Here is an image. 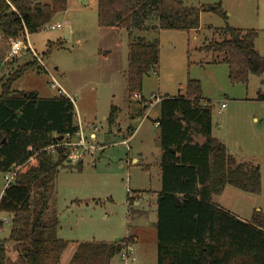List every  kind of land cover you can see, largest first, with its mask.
Returning a JSON list of instances; mask_svg holds the SVG:
<instances>
[{"label":"trees","instance_id":"1","mask_svg":"<svg viewBox=\"0 0 264 264\" xmlns=\"http://www.w3.org/2000/svg\"><path fill=\"white\" fill-rule=\"evenodd\" d=\"M66 3L0 0L1 38L9 42L37 33L66 10ZM204 10L226 19L220 3L205 9L203 5L187 7L180 0H97V26L122 29L130 38L126 58L129 97L140 95L143 78L160 62L158 38L149 42L131 38L133 33L188 34L199 30ZM215 33L219 39L203 43L198 52L220 55L213 63L227 66L231 84H247L250 76L264 77V58L254 47L255 30L225 26ZM60 45L47 43L44 56ZM37 65L33 60L0 82V173L10 175L0 197V213L10 217L8 238L0 242V264H59L70 245L55 237L57 218L45 219V215L56 171L67 163L68 151L59 144L74 136L78 125L70 98L57 94L40 98L34 92L13 90L14 83ZM159 108L157 264H264V216L255 213L251 221L243 222L212 201L226 186L259 194V167L237 162L212 137L211 109L203 103L199 81L187 79L183 96L165 97ZM146 110L143 107L139 116ZM117 114V108L111 107L106 119L110 126ZM133 203L128 196V207ZM133 241L129 236L118 242H76L68 264H110ZM9 250L16 259L10 260Z\"/></svg>","mask_w":264,"mask_h":264},{"label":"rangeland","instance_id":"2","mask_svg":"<svg viewBox=\"0 0 264 264\" xmlns=\"http://www.w3.org/2000/svg\"><path fill=\"white\" fill-rule=\"evenodd\" d=\"M180 1L187 7L203 5L205 9L220 3L226 19L204 10L198 35L134 32L131 38L159 41L160 62L143 78L142 100L129 97L126 89L130 38L122 29L111 32L97 26L96 0H67L66 10L50 24L16 39H25L17 55L9 54L11 41L7 43L0 37V82L36 60L38 65L27 70L14 83L13 90L49 98L56 95V90L49 87L53 79L73 103L75 124L95 126V142L102 148L83 161L59 167L51 184L45 219L57 218L55 237L70 242L59 264L69 263L76 242H114L127 236L136 238L132 244L134 261L125 263L116 255L110 264H157L156 200L150 190L159 188V183L156 170L144 166L154 167L159 159V130L154 124L160 113L158 103L165 97L183 96L187 79L201 83L203 103L211 109L212 137L223 143L238 162L250 163L260 170L259 194L227 186L213 198L214 202L243 222L251 221L255 213L264 216V100H259L264 97V77L250 76L247 84H231L227 66L213 63L220 55L197 51L203 43L219 39L216 29L229 26L255 30V49L264 58V0ZM56 25L61 29H48ZM57 42L61 47L45 57L46 44ZM224 100L226 108L219 114ZM111 107L118 110L113 126L106 121ZM143 107L150 109L144 119L139 116ZM5 179L10 180V175L0 173V197ZM128 196L140 204L128 207ZM5 220L10 217L0 213V222ZM2 228L0 241H5L9 225L3 224ZM9 251L10 260L16 259Z\"/></svg>","mask_w":264,"mask_h":264},{"label":"built area","instance_id":"3","mask_svg":"<svg viewBox=\"0 0 264 264\" xmlns=\"http://www.w3.org/2000/svg\"><path fill=\"white\" fill-rule=\"evenodd\" d=\"M48 29L51 31L59 30L61 29V26H51ZM24 42L21 40H15L11 41L10 44V55H17L18 52L23 47ZM25 45V44H24ZM29 49V48H28ZM50 89L56 90L57 95H63V92L57 88L56 83L54 80H51V83L49 85ZM133 99L141 100L140 95H133ZM226 108V103L222 102L220 104V108L218 110V113L221 114L222 111ZM157 126V124H156ZM96 131L95 126L91 125H81L78 124V131L75 133L72 137H67L66 141L63 143H60L59 146L67 149V162L68 163H78L80 161L84 160V157L92 156L94 155L98 150L102 149L99 147V145L95 142V135L94 132ZM90 132V135L87 137L86 133ZM123 145H126V142H122ZM6 180V185L9 183V179ZM129 194V193H128ZM10 220H5L4 222L1 221V225L7 224L9 225ZM133 247L132 246H126L124 250H122L119 254L121 261L128 262V261H134L133 258Z\"/></svg>","mask_w":264,"mask_h":264},{"label":"crops","instance_id":"4","mask_svg":"<svg viewBox=\"0 0 264 264\" xmlns=\"http://www.w3.org/2000/svg\"><path fill=\"white\" fill-rule=\"evenodd\" d=\"M96 2H97V0H96ZM182 2V1H181ZM87 2H85V4H86ZM109 31H111V32H117L119 29H108ZM200 31H201V26H200V28H199V30H197V31H191V32H189V35L191 34V33H195V34H199L200 33ZM161 33V32H160ZM1 37V36H0ZM8 43V42H7ZM254 47H255V44H254ZM256 50V49H255ZM197 51H198V49H197ZM142 84H143V82H142ZM224 102L226 103V101L224 100ZM158 105H159V103H158ZM149 108H147V110L145 111V113L143 114V119L144 118H146L148 115H149ZM159 119V116L155 119L156 121ZM156 121H155V126H156ZM157 127V126H156ZM118 128V127H117ZM113 130H119V129H116V128H114L113 127ZM135 133H136V131L135 132H132L131 134H130V136L129 137H127V139L125 140V141H123V142H126V144H127V142L135 135ZM226 150H227V148H226ZM227 153L230 155V156H232L229 152H228V150H227ZM233 157V156H232ZM158 158H160V153L158 154ZM234 158V157H233ZM235 159V158H234ZM237 162H238V160H236ZM134 163H136V161H134ZM159 159H158V162L155 164V166L154 167H152V165H145L144 167H145V169H148V170H150L151 171V169H155L156 170V175H157V177H158V183H159V188H156V189H154V190H150V192H152V194H151V196H152V198H153V200H156V194L158 193V192H160V190H161V182H160V174H159ZM227 187V186H226ZM225 187V188H226ZM136 192H142V191H136ZM224 192V191H223ZM222 192V193H223ZM154 197H155V199H154ZM215 197H217V196H215ZM215 197H213V198H215ZM212 201H213V203L214 204H216L217 205V203H215L214 202V200L212 199ZM140 203L139 202H135L134 203V205L135 206H138ZM3 226V225H2ZM2 226L0 227V232L2 233V230H3V228H2ZM127 237H129V236H127ZM135 239L136 238H134V242L136 243V241H135ZM1 242V241H0ZM135 245V244H134ZM133 245V246H134Z\"/></svg>","mask_w":264,"mask_h":264},{"label":"water","instance_id":"5","mask_svg":"<svg viewBox=\"0 0 264 264\" xmlns=\"http://www.w3.org/2000/svg\"><path fill=\"white\" fill-rule=\"evenodd\" d=\"M120 239H115L114 242H118Z\"/></svg>","mask_w":264,"mask_h":264}]
</instances>
